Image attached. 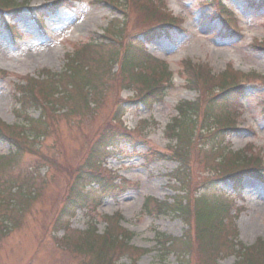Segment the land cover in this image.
Here are the masks:
<instances>
[{
    "label": "rangeland",
    "instance_id": "1",
    "mask_svg": "<svg viewBox=\"0 0 264 264\" xmlns=\"http://www.w3.org/2000/svg\"><path fill=\"white\" fill-rule=\"evenodd\" d=\"M208 1L210 0H163L167 11L181 18L185 33L180 38H172L169 42L157 39L145 45L147 52L164 60L172 72V87L166 92L164 101L156 105L152 112V119L157 125L150 126L149 139L155 147L163 148L166 145L163 131L165 125L175 116L176 105L181 101H192L196 98L194 92L184 87L183 62L186 60L206 63L213 73H220L226 67L232 66L244 73L255 72L264 76V51H256L252 46L255 40L264 39V13L254 14L247 11L242 0H223L225 6L235 13L242 33L241 37L229 43L218 37L221 25L214 18V8L208 6ZM27 4L38 7L43 4V0H27ZM114 17L122 19V16L117 15L110 7L98 6L91 3V0H77L71 8H61L45 15L41 31L36 29L29 15L23 11L12 23L20 35L16 40H12L8 33L2 32L0 27V69L8 72V78L0 82V121L6 125L22 124V119L16 114L19 104L15 90L21 77L35 76L42 70L60 72L65 63L64 56L80 44L88 42L90 38L99 36ZM75 24H78L79 28ZM131 95V92H127L123 93L122 97ZM75 105L77 107L75 113H84L81 104ZM243 105V116L238 123L239 132L227 135L225 143H229L233 151L240 150L246 142L253 143L255 148L260 150L264 160V86L249 87ZM99 106L97 111H92L94 113L90 114L89 118L84 119L83 116L75 115L66 123L63 119L59 120L55 124L58 135L49 140L39 141L35 146L45 155H49V151L59 153L64 148L66 151L61 152L62 157L70 162L63 172L60 171V165L49 166L48 169L41 168L38 171L44 176L47 185L42 188L37 200L30 201L23 207L24 199L20 197L22 187L19 186L27 167L38 160L33 155L24 153L17 164L12 165L3 175L2 179L9 181L12 189L18 187L19 193L12 199L14 209L22 207V211L25 212L23 219L18 214L0 213V224L3 223L9 228L7 234L2 233L0 236V264H92L94 259L92 254L78 253L74 248L70 249V246L56 245L52 240L51 230L57 212L61 209V201L64 202L66 189L70 187L74 178L72 168L80 155L76 152L90 140L91 134L87 135L89 130L92 128L95 130L104 117L113 112L112 97L101 94ZM39 114L40 110L37 108L31 107L28 110L31 118H37ZM129 114L125 123L131 129L140 120L149 117L145 109H138L135 115L133 111ZM248 128L255 132H250ZM53 144H57L58 147L49 149ZM12 150V145L0 139V156ZM145 151L146 147L142 146L138 152L142 154ZM120 158L125 159L111 161L110 167L116 168L119 164H125L127 167L123 174L130 183H136L138 187L130 188L113 199H104L102 208L104 215L120 213L123 217L120 221L121 227L133 235L130 245L139 251L129 253L132 259H129L127 252H123L117 264H181L176 256L161 255L156 246L155 236L156 233H161L180 237L186 227L171 216L141 215V206L145 198L151 197L165 202L173 195L166 175L176 168V164L154 159L150 165H145L141 156L137 157L136 153L128 150L122 153ZM191 165L192 171L201 169L192 163V159L188 166L191 168ZM30 170L33 171V168ZM200 176L203 178L202 174ZM243 185L245 192L242 199L240 201L235 199L236 207L243 208L237 221L238 241L248 247L257 239L264 238V183L246 179ZM27 190L28 188L25 192ZM219 191L227 194L230 188L228 185H222ZM32 192L35 191L32 189ZM207 194L214 196L210 190ZM96 197L95 193H92L88 198L93 200ZM84 213V215L78 213L73 228L84 230L93 223L98 234H102L105 228L103 221L97 216L92 220L88 210ZM13 219L17 221V229L12 226L13 222L10 220ZM57 235L62 236V233ZM234 262L235 257L229 256L218 264ZM103 264H107L106 260Z\"/></svg>",
    "mask_w": 264,
    "mask_h": 264
},
{
    "label": "trees",
    "instance_id": "2",
    "mask_svg": "<svg viewBox=\"0 0 264 264\" xmlns=\"http://www.w3.org/2000/svg\"><path fill=\"white\" fill-rule=\"evenodd\" d=\"M101 51L100 47H91L88 46L84 50L78 52L76 54V60L79 62L78 67H72L71 71L69 69V72L72 73L70 77H68V83L72 84V94H74L75 98H84L86 94V90L92 89L93 91L96 89L98 83L101 79V74L98 73V69L100 68V65L103 64V57L99 52ZM97 57L95 59L94 57ZM76 61V63H77ZM73 66V63H72ZM86 68V71L84 69ZM189 82L192 84L194 82V78L190 76ZM231 84H223L222 88H225ZM220 88V89H222ZM94 95V93L92 94ZM233 92H227L224 97H221V99H231ZM95 103L97 102L93 101L92 105L95 106ZM197 106L194 104L188 103V102H182L177 107V113H178V119H174L172 122V126L168 127L167 131L170 134L168 137L170 139L175 140L174 148L172 151V156L176 157L177 155L179 157H182L184 155V152L187 147H189L192 143L193 138V131H194V122L192 120V117L196 114ZM94 112H90L92 114ZM42 124V122H41ZM181 160V159H179ZM86 167H90V165H87ZM80 177L77 178V183L81 181H86L89 176L83 175L80 173ZM75 187L73 188V190ZM72 190V191H73ZM79 195H77L75 198H73L71 201L73 203H69L68 206L64 207V212H68L70 210H73L75 208V203L79 202ZM145 208H148V203H146ZM162 208V211H159L160 213H173L176 214L178 217L180 216L181 219L185 222H189L190 214L188 212V209L185 208L181 202H177L176 206H170L168 205H162L160 206ZM211 214H209L210 216ZM106 243L103 242L102 248L100 251H97V259L99 260V264H102L103 257H104V249L103 247L107 246ZM105 245V246H104ZM183 247H186L185 245ZM164 250L165 248L162 247ZM253 250V251H252ZM247 256L242 258L241 264H264V244L258 245V251L255 253L254 248L251 250H248L246 253Z\"/></svg>",
    "mask_w": 264,
    "mask_h": 264
},
{
    "label": "bare ground",
    "instance_id": "3",
    "mask_svg": "<svg viewBox=\"0 0 264 264\" xmlns=\"http://www.w3.org/2000/svg\"><path fill=\"white\" fill-rule=\"evenodd\" d=\"M75 26L77 27V26H78V24H75ZM77 28H79V27H77Z\"/></svg>",
    "mask_w": 264,
    "mask_h": 264
}]
</instances>
